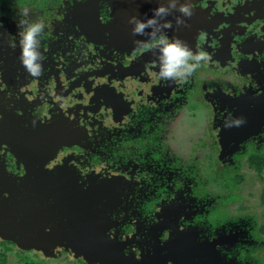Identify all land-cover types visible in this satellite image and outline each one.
<instances>
[{"label": "flooded vegetation", "instance_id": "1", "mask_svg": "<svg viewBox=\"0 0 264 264\" xmlns=\"http://www.w3.org/2000/svg\"><path fill=\"white\" fill-rule=\"evenodd\" d=\"M191 7L167 35L209 58L173 83L154 50L102 32L107 0H0V251L87 264L67 247L80 227L117 264H264L258 222L229 209L264 154V0ZM25 9L45 26L39 77L18 59Z\"/></svg>", "mask_w": 264, "mask_h": 264}, {"label": "clouds", "instance_id": "2", "mask_svg": "<svg viewBox=\"0 0 264 264\" xmlns=\"http://www.w3.org/2000/svg\"><path fill=\"white\" fill-rule=\"evenodd\" d=\"M191 0H161L151 10L152 15L141 19L128 18L133 36L145 37L134 40V46L154 50L157 54V78L161 81L184 83L208 60L204 51L194 52L179 38H169L167 30L173 27L187 26V19L193 15ZM171 17V19H169ZM20 53L18 59L29 75L39 77L43 71V53L41 39L45 26L41 21H34L27 9L20 13L17 20ZM244 121L235 120L238 126Z\"/></svg>", "mask_w": 264, "mask_h": 264}, {"label": "water", "instance_id": "3", "mask_svg": "<svg viewBox=\"0 0 264 264\" xmlns=\"http://www.w3.org/2000/svg\"><path fill=\"white\" fill-rule=\"evenodd\" d=\"M112 4V7L114 9V20L111 24H109V27H102L103 30H108L111 33H114V39H116V44L119 45L121 48H128L131 46L133 41L131 39H128L125 34L129 31L131 33V26L128 24V18L132 16L139 17L141 19H144L146 16H151L150 8L149 6H142L138 4H128L124 0H107ZM171 19V17H169ZM95 23V29L100 30V27L98 26L99 20L97 15H94V21L91 20L90 23ZM173 22V26H174ZM174 28V27H172ZM169 29L174 30V29ZM88 30L91 28L87 27ZM167 30V32H169ZM101 32V33H102ZM117 34L119 36H117ZM132 34V33H131ZM113 36V35H112ZM141 39H144L145 37H140ZM138 38V39H140ZM137 39V38H136ZM96 231L92 230L90 228H77L75 229L72 234L69 236L71 240L69 242L73 243H67V247L74 252L76 255L83 258V260L87 264H93L94 262H99L100 264H117V261L114 257V255L110 254V248L105 246L107 245V241L104 237H102L100 234H98L97 237H100L101 241L100 243H95L93 241ZM103 235V234H102ZM25 243L21 246L24 249H29V246L26 245L25 237L22 238ZM105 242V243H104ZM109 249V250H108ZM183 264H193L190 262H184Z\"/></svg>", "mask_w": 264, "mask_h": 264}, {"label": "rangeland", "instance_id": "4", "mask_svg": "<svg viewBox=\"0 0 264 264\" xmlns=\"http://www.w3.org/2000/svg\"><path fill=\"white\" fill-rule=\"evenodd\" d=\"M5 20L2 15H0V30H3V25ZM244 182L242 185L238 186V200L229 206V209L235 214H240L242 216L253 215L254 220L260 224H264V205L262 204L261 196L264 193V170L259 174L254 169L244 168ZM264 238V234L262 236ZM3 252V251H1ZM4 252L5 249H4ZM8 257L7 264H38V261H34L30 258L24 257L23 254L15 253H5ZM260 256L264 259V251L260 252ZM50 264H61L59 260L51 261ZM62 264H64L62 262Z\"/></svg>", "mask_w": 264, "mask_h": 264}, {"label": "trees", "instance_id": "5", "mask_svg": "<svg viewBox=\"0 0 264 264\" xmlns=\"http://www.w3.org/2000/svg\"><path fill=\"white\" fill-rule=\"evenodd\" d=\"M254 161L252 162V167L257 171L259 174H261L264 170V154H255L253 156ZM235 183H239L240 180H234ZM264 181V178L262 179ZM262 204L264 205V193L261 196ZM255 231H258V233L264 234V224L257 223L255 224ZM7 252H1L0 251V264H7L8 257L5 254ZM39 264V263H38Z\"/></svg>", "mask_w": 264, "mask_h": 264}, {"label": "bare ground", "instance_id": "6", "mask_svg": "<svg viewBox=\"0 0 264 264\" xmlns=\"http://www.w3.org/2000/svg\"><path fill=\"white\" fill-rule=\"evenodd\" d=\"M114 20V19H113ZM128 34V33H127ZM132 45V44H131Z\"/></svg>", "mask_w": 264, "mask_h": 264}]
</instances>
